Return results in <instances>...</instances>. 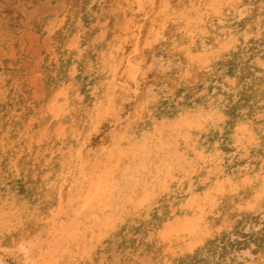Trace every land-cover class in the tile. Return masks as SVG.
Instances as JSON below:
<instances>
[{
    "label": "bare ground",
    "instance_id": "1",
    "mask_svg": "<svg viewBox=\"0 0 264 264\" xmlns=\"http://www.w3.org/2000/svg\"><path fill=\"white\" fill-rule=\"evenodd\" d=\"M139 1L99 3L102 31L97 30L93 40L87 38L88 52L76 59L81 42L66 39L61 31L67 15L41 27V49L48 41L51 47L44 56L48 61L41 82L38 74L28 80L31 99L19 97L10 106L0 105V115L8 111L0 116V224L7 219L24 225L12 234L0 231V254L17 248V258L22 257L21 239L31 240L49 227L48 221L59 212L61 190L67 205L68 189L83 186L85 195L92 190V201L77 221L79 235L59 254L44 246L33 249L29 259L41 264H139L144 259L154 264H236L249 250L250 258L260 255L264 216L259 208H242L264 193V153L246 148L247 133L240 125L246 119L258 129L264 111V0H162L158 9L156 0H144L150 18L140 39L142 52L132 56L130 46L141 30L134 9ZM46 2L24 0L26 8L33 7L31 13L59 7ZM60 3L67 6L68 15L90 6L86 0ZM27 27L21 28V35L31 33ZM156 33L164 39L157 40ZM234 41L238 43L225 55ZM51 55L58 60H49ZM10 71L3 73L7 83ZM151 71L154 79L148 80L144 74ZM134 77L143 94L140 105L132 103L138 89ZM228 80H239V90L231 89ZM221 97L227 101L224 124L206 132L185 127L191 120L210 119L212 102ZM109 100L122 107V125L103 119ZM98 119L101 127L119 132L115 145H103L109 150L107 168L90 163L102 147L99 134L90 135ZM33 124L38 129L33 130ZM9 158L20 170L14 178ZM27 168L31 174L25 177ZM165 182L167 190L162 191ZM141 201L150 204L137 212ZM235 212L242 219L232 223ZM72 218L66 211L61 222ZM226 219L231 231L216 232L208 240L200 237L212 227L219 229ZM166 229L169 237L161 241ZM94 239L100 243L93 247Z\"/></svg>",
    "mask_w": 264,
    "mask_h": 264
},
{
    "label": "snow or ice",
    "instance_id": "2",
    "mask_svg": "<svg viewBox=\"0 0 264 264\" xmlns=\"http://www.w3.org/2000/svg\"><path fill=\"white\" fill-rule=\"evenodd\" d=\"M211 7L222 9L224 7L231 8L232 5H213ZM236 7H240L237 5ZM251 7V6H247ZM247 7H242V12H247ZM219 14V13H218ZM251 19V17H249ZM252 27V25H250ZM247 33H245L246 35ZM260 36L261 40L264 41V4L261 5V18H260ZM156 39L162 40L164 37L160 33H156ZM238 43V41H234L233 44H229L225 55L231 53L233 45ZM37 50L38 46H37ZM129 67H133L131 59L129 60ZM262 67H264V62H262ZM41 70L42 64L38 63L35 72L37 75L38 83L41 82ZM231 89L236 91L239 90V80H228L226 81ZM213 112L210 119L200 118L198 120L188 121L185 127L191 131L195 129L197 132H206L211 131L224 124L228 120V116L226 113L227 101L221 97L218 101L212 102ZM264 108V105H262ZM123 111L121 106L113 105L111 100L108 102V109L104 115L103 119H106L109 123H118L120 125L123 124V121L118 120L120 113ZM260 121L261 124L257 129L256 125L248 120H243L240 127L244 129L247 133V145L246 148L252 149L254 151H259L264 153V111L260 113ZM255 119V118H254ZM101 120L98 119L93 122L92 133H98V139L101 140L102 147L97 149V154L95 161L90 162L93 166H95L99 162L100 168H107L108 164L105 161V158L108 157L109 150L106 147H103L104 144L111 142L113 145L117 143L119 132L118 129L113 127L109 128L107 125L101 127ZM181 131H184L182 128ZM122 138V137H121ZM264 159V156H262ZM19 169L14 165L11 168V175L14 178L19 174ZM261 174L264 175V165L261 167ZM87 179V177H85ZM4 183L8 184L9 179L7 176L4 178ZM167 190V182L162 189V191ZM89 195H85V188L81 186L78 190L75 188H69L67 191V205L64 202L63 190H61V199H60V207L59 212L54 213L55 219L50 218L48 221L49 227L40 232L36 237L31 240L21 239L19 243V252H22L24 255L22 257H18L17 248H5L3 249L6 256L12 257L11 259L0 258V264H41L39 259H29L28 257L31 255V252L35 248H43L44 246H48L50 251L53 253L59 254L60 250L64 247V245L73 237L79 235L75 229L77 228V221L83 217L86 212L90 208V204L92 201V190L87 189ZM100 188L96 187L95 195L99 196ZM215 203V201H213ZM150 204L149 201H141L136 205V211L139 212L141 209H144L146 205ZM259 208L260 213L264 216V193L261 194L259 201H249L243 208V210H247L249 212H255ZM66 211L72 212V219L61 222L62 216ZM35 215H38L36 213ZM23 222L17 220L15 222L8 221L7 219L0 224V231L4 234H12L14 231L23 228ZM115 228V224L113 225V229ZM230 230V222L226 219L225 223L221 225L219 229L212 227L210 228L206 235L211 236L216 232ZM261 231H264V219L261 220ZM169 237V232L166 229L165 231L160 233V240L167 241ZM103 238V234H101V238ZM15 243V240L13 241ZM100 243L99 239L93 240V247ZM90 251V249L88 250ZM87 254V253H86ZM251 250L247 253L241 254V258L236 261V264H264V247L260 249V255L256 258H250ZM113 264H118V262L114 261ZM130 264V262H128ZM139 264H154L153 261L144 259L139 262ZM219 264V262H217ZM224 264H232L231 261H225Z\"/></svg>",
    "mask_w": 264,
    "mask_h": 264
},
{
    "label": "rangeland",
    "instance_id": "3",
    "mask_svg": "<svg viewBox=\"0 0 264 264\" xmlns=\"http://www.w3.org/2000/svg\"><path fill=\"white\" fill-rule=\"evenodd\" d=\"M21 1L22 0H0V36H1L0 38V42H1L0 43V98H1L0 103L1 104L0 105L2 106H10L13 100L19 97L20 98L22 97L20 101L21 100L27 101L32 98V96L30 95L31 88H27L26 84L28 83V80L32 76L37 74L35 72V69L37 68V65H38L37 64L38 57H41V59L39 58L38 63L42 64V70H43L46 61H48V59L44 57L46 56L45 53L51 48L50 43L48 41V42L43 43L44 47L41 49L42 44L39 42L41 40L39 39V36H40L39 33L41 32L40 29L42 26H44L47 23L52 22V20L55 19L54 17L57 18L58 16L60 19L63 15L68 16L67 21L65 22V25L64 27H62L63 29L61 30L62 35L67 37L66 39L68 38L73 39V40L78 39V41L81 42V45L75 49L74 53H76V55L74 59H76L77 55H85L88 52L91 43L90 41L87 42L88 41L87 38L92 37V40H93L94 36L97 34V30L102 31V28H103V25L101 23L102 19H101L100 10L98 8V5L99 3H103L104 0H86L87 4L88 5L90 4L89 8L81 9L76 14H73V15L67 14V6L64 7V5H62L63 3L62 4L60 3V1L62 0H47L46 4L44 5L51 4V5L59 6V7H56L54 10L46 11L45 13H31L33 7L30 6L26 8L24 0L22 2ZM74 1L79 3V0H68L69 3L74 2ZM161 1L162 0H156V5L158 4L157 9ZM173 1L178 2L180 0H173ZM17 2L18 4L20 2L22 6L20 4L18 6V4H16ZM58 9H61V10H58ZM134 9L136 13L138 14L139 19L141 21V30L138 31V35L140 37L133 41L134 44L132 45L130 44L132 56H136L139 53V49H140V53L142 52V47H141L142 42L140 41V39L142 40V36L145 32L144 29H146L145 26L147 25L148 19L150 18L149 16L150 13L148 12V6L144 0H141L135 3ZM28 10H30L31 12H29ZM26 11H28L27 12L28 14L26 13ZM28 15L30 16L28 17ZM76 21L79 22L78 25H75ZM25 26H28L26 29L30 31L31 33L29 34L26 33V35L23 36L21 35V28ZM31 35L33 37H31ZM34 36H37V37H34ZM37 45H38L39 50L36 49ZM63 46L64 45L60 43L59 48H63ZM49 60H54V62H56L58 60V57L56 55L55 56L51 55L49 57ZM9 64L12 66H10ZM5 70H8V71L11 70L10 72L12 73V77L10 79V83H7L3 78V73ZM146 73L147 74H144V75L146 76L148 80L154 79L153 71L146 72ZM134 81L135 83H133ZM132 83L135 88H138L134 92L135 94H133L135 97V101L132 103L137 105L136 102L137 103L139 102L138 104L140 105L142 101V96H143V94L141 93L140 82L138 81L137 77H134L132 79ZM7 112L8 111L2 112L0 116H3ZM35 125L36 124L32 125L33 130L38 129L36 128L37 125L36 126ZM3 130H4V125L0 124V132ZM11 152L14 154L15 150H12ZM9 160L10 161H8V163L11 164L10 167H12L14 164H17L16 162H14L13 164V161L11 160V158H9ZM28 164L30 163H25L26 166ZM27 170H29V168H27ZM30 174L31 172L29 170L28 172L27 171L25 172L24 176L28 177V175L30 176ZM251 195L252 194H250V196ZM235 214L236 216L232 223L238 222L242 219V216L240 214L236 212L234 213V215ZM224 223H225V220L224 221L221 220L220 223L218 224L219 228ZM202 235H204L205 237H203ZM200 237L208 240V235H206V233L201 234ZM0 255H3L2 258L4 259L12 258L10 256H6L5 253H1Z\"/></svg>",
    "mask_w": 264,
    "mask_h": 264
}]
</instances>
